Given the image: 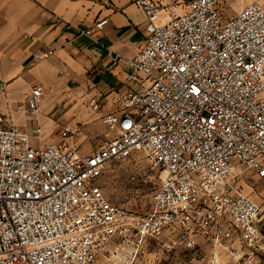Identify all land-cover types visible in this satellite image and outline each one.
<instances>
[{
  "label": "built area",
  "instance_id": "2783aa9c",
  "mask_svg": "<svg viewBox=\"0 0 264 264\" xmlns=\"http://www.w3.org/2000/svg\"><path fill=\"white\" fill-rule=\"evenodd\" d=\"M130 2L145 15V39L133 58H113L133 87L102 118L112 137L84 154L66 126L59 143L39 147L40 127H5L0 116V264H94L105 251L114 264H142L150 248L175 256L235 236L249 250L258 244L260 208L237 182L264 180V4L225 19L223 0ZM42 94L33 88L15 111L37 118ZM132 152L160 172L145 215L96 186Z\"/></svg>",
  "mask_w": 264,
  "mask_h": 264
},
{
  "label": "crops",
  "instance_id": "0c3cea01",
  "mask_svg": "<svg viewBox=\"0 0 264 264\" xmlns=\"http://www.w3.org/2000/svg\"><path fill=\"white\" fill-rule=\"evenodd\" d=\"M251 3L264 4V0H223L224 18L236 16ZM104 19L108 24L89 37L78 31L92 30L95 22ZM144 39L145 15L130 0H0V116L5 118L4 126L26 132L40 127L43 140L34 142L39 147L59 143L66 126L77 130L82 140L92 138L102 118L120 111L122 96L133 87L125 84L127 67L113 58H133ZM50 50L55 52L51 59L33 62L32 54ZM35 87L43 94L40 113L30 120L15 110Z\"/></svg>",
  "mask_w": 264,
  "mask_h": 264
},
{
  "label": "rangeland",
  "instance_id": "374dc122",
  "mask_svg": "<svg viewBox=\"0 0 264 264\" xmlns=\"http://www.w3.org/2000/svg\"><path fill=\"white\" fill-rule=\"evenodd\" d=\"M71 140L84 154H88L101 145L107 138L115 134L114 130L105 126L101 121L93 131L90 139H81L75 130ZM238 185L245 195L253 200L260 208L257 220L260 239L255 249L249 250L235 236L228 242L218 246L208 243L175 256L155 254L152 248L148 249L142 262H173L178 258L181 262H219V264H264V180L254 174L246 173L238 179ZM160 185V172L151 169L149 159L139 152H132L109 164L104 174L96 180V186L101 189L105 197L113 204L145 215L152 205V198ZM203 248L208 250L203 251ZM95 262H111L105 251Z\"/></svg>",
  "mask_w": 264,
  "mask_h": 264
}]
</instances>
